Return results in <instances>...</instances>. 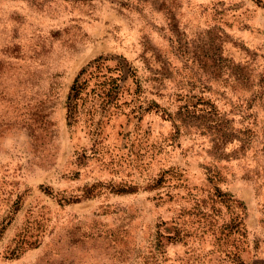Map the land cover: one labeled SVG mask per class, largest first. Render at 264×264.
Here are the masks:
<instances>
[{
	"label": "rangeland",
	"instance_id": "1",
	"mask_svg": "<svg viewBox=\"0 0 264 264\" xmlns=\"http://www.w3.org/2000/svg\"><path fill=\"white\" fill-rule=\"evenodd\" d=\"M0 264H264V0H0Z\"/></svg>",
	"mask_w": 264,
	"mask_h": 264
},
{
	"label": "trees",
	"instance_id": "2",
	"mask_svg": "<svg viewBox=\"0 0 264 264\" xmlns=\"http://www.w3.org/2000/svg\"><path fill=\"white\" fill-rule=\"evenodd\" d=\"M85 73V70L80 73V75L77 77L72 89L71 93L69 95V114L74 115L75 114V109L77 106V102L80 99L83 86L84 84L80 81V78L82 74Z\"/></svg>",
	"mask_w": 264,
	"mask_h": 264
}]
</instances>
